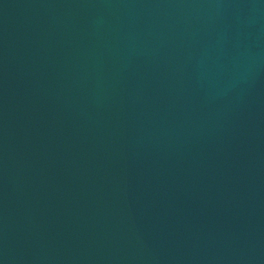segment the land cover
<instances>
[{
  "label": "water",
  "instance_id": "95a60500",
  "mask_svg": "<svg viewBox=\"0 0 264 264\" xmlns=\"http://www.w3.org/2000/svg\"><path fill=\"white\" fill-rule=\"evenodd\" d=\"M0 264H264V0H0Z\"/></svg>",
  "mask_w": 264,
  "mask_h": 264
}]
</instances>
